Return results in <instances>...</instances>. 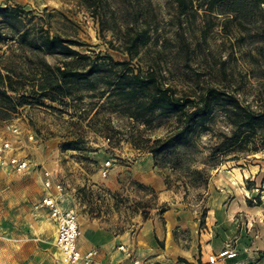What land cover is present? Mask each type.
Masks as SVG:
<instances>
[{
    "label": "rangeland",
    "instance_id": "374dc122",
    "mask_svg": "<svg viewBox=\"0 0 264 264\" xmlns=\"http://www.w3.org/2000/svg\"><path fill=\"white\" fill-rule=\"evenodd\" d=\"M179 1L0 0L18 6L29 28L21 40L12 27L1 28L0 69L13 80L17 91L8 94L17 105L4 109L11 104L0 100V141L14 142L31 164L26 172L1 167L0 195L13 189L10 174L36 189L38 174L48 171L78 215L83 250L93 227L100 246L125 236L132 264H208L225 249L239 264H264V118L243 126L241 144L225 141L215 152L233 131L232 98L245 112L264 115V4L240 20L227 13V0ZM44 32L91 59L129 61L135 73L185 101L213 96L206 129L189 133L167 161L154 159L149 146L176 131L174 119L155 114L142 125L126 116L115 96L108 99L106 82L118 78V67L67 86L65 104L44 97L43 62L68 60L31 46L30 37ZM9 123L18 135L5 129Z\"/></svg>",
    "mask_w": 264,
    "mask_h": 264
},
{
    "label": "trees",
    "instance_id": "16d2710c",
    "mask_svg": "<svg viewBox=\"0 0 264 264\" xmlns=\"http://www.w3.org/2000/svg\"><path fill=\"white\" fill-rule=\"evenodd\" d=\"M181 4L182 2L179 1L178 5ZM263 4L264 0H227L225 9L227 13L234 14L240 20H245L250 7L255 6L262 10L261 6ZM18 8V6L3 7L0 5V39H3L1 28L8 27H12L15 33H18L17 36L20 40L29 36V28L23 25V18L17 14ZM10 21H12V24H10ZM18 24L21 27L24 26L21 31L18 29ZM30 39L31 46L44 53H61L68 56L64 66H50L48 63L43 62L44 70L39 78L38 86L44 97L53 95L52 97L65 104L64 99L68 97L65 91L70 84L89 81L92 76L102 72L103 67L110 69L118 67L122 73L119 74L118 78H110L106 82V86L111 89L108 99L115 96V101H119V109L125 112L126 116L137 122L140 121L142 125H148L151 116L155 114L172 117L176 131L167 138L156 140L154 144L149 146L154 159L155 157H161V160L167 161L171 155L175 154L176 147L187 140L189 133L193 134L206 129L208 118L214 111L213 96H208L204 100L200 98L197 102L190 99L185 101L176 97L170 87L155 85L151 81L150 75L143 76L141 70L135 73L133 68L130 67L129 61H114L108 55H96L94 59H91L86 54L64 46L58 36H51L49 32H44L40 36H32ZM129 53L131 56V50ZM12 82L11 76L8 73L4 74L0 69V100L11 104V106L4 104L2 107L8 110H13L17 105H15L12 96L8 94L17 91ZM213 92L210 93L213 94ZM23 98L25 96L22 95L21 99ZM227 104L233 110V118L229 122L233 126V131L228 137L223 135L224 141L222 140L219 144H216L215 152L218 153L225 141L231 143L229 147L237 143L238 145L241 144L240 136L243 126L251 127L254 120L259 121L264 118V115L256 116L250 112H245L246 110L233 98ZM103 107L104 105L100 106V108ZM99 113V110L96 109L94 116L97 117ZM172 167L176 168L177 165L172 164Z\"/></svg>",
    "mask_w": 264,
    "mask_h": 264
},
{
    "label": "crops",
    "instance_id": "0c3cea01",
    "mask_svg": "<svg viewBox=\"0 0 264 264\" xmlns=\"http://www.w3.org/2000/svg\"><path fill=\"white\" fill-rule=\"evenodd\" d=\"M42 173L43 171H40L38 174L39 185L36 189L25 186L29 181L22 179V175L10 174L13 189L0 195L1 202H3V205L0 206V264H58L63 262V257L60 258L55 254L56 248L52 244L56 234V226L46 209L36 208L45 194L41 182ZM28 189L35 190V192L28 191ZM52 193L55 192L52 191ZM65 199L66 194L63 195L62 205L69 207ZM25 208L28 213L23 217ZM50 227L52 228L50 229ZM47 229L51 232L46 236L44 233ZM92 230L95 231V234L90 231L92 234L90 233L91 236L88 237L92 243L90 247L84 248L85 250L78 245L81 252L87 253L96 250L95 259L99 264H132L129 260L132 253L126 247L125 236L119 237L121 239L117 241L116 238L107 237L106 243L100 246L95 241L99 235L98 230L93 229V227ZM119 246H123L125 252L119 250ZM228 264H239V261L229 259Z\"/></svg>",
    "mask_w": 264,
    "mask_h": 264
},
{
    "label": "built area",
    "instance_id": "2783aa9c",
    "mask_svg": "<svg viewBox=\"0 0 264 264\" xmlns=\"http://www.w3.org/2000/svg\"><path fill=\"white\" fill-rule=\"evenodd\" d=\"M5 129L13 135H18L19 131L16 125L9 123L5 125ZM33 137L29 136L31 140ZM29 160L17 153L14 142L4 139L0 141V168H10L19 172H26L30 169ZM44 196L41 198L36 208L46 209L50 218L56 226L55 247L62 254L65 264H99L95 259L96 250L87 253L81 252L78 247V239L80 237V226L77 213L69 207H64L63 195L64 187L61 183L55 182L48 171H44L41 177ZM52 191L55 193L53 194ZM119 250L125 252L123 246H119ZM236 252L225 249L216 255L208 257V264H215L218 259H233ZM133 264H140L134 260ZM163 264H175L173 262H165Z\"/></svg>",
    "mask_w": 264,
    "mask_h": 264
},
{
    "label": "bare ground",
    "instance_id": "6f19581e",
    "mask_svg": "<svg viewBox=\"0 0 264 264\" xmlns=\"http://www.w3.org/2000/svg\"><path fill=\"white\" fill-rule=\"evenodd\" d=\"M5 170V169H4ZM52 227H50V229H51ZM54 228V227H53ZM50 230L49 229H47L46 230V232H45V235L47 236L48 234H50ZM87 232V231H86ZM89 236H91L89 233H86V234H84V237L85 238H87V237H89ZM55 237H56V234H55ZM55 237H54V241H53V243L52 244H54L55 245ZM56 248V247H55ZM58 257H60V258H62V254H61V252L59 251V249H57L56 248V253H55Z\"/></svg>",
    "mask_w": 264,
    "mask_h": 264
}]
</instances>
